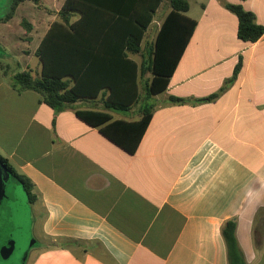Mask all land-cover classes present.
Wrapping results in <instances>:
<instances>
[{"label": "crops", "instance_id": "crops-1", "mask_svg": "<svg viewBox=\"0 0 264 264\" xmlns=\"http://www.w3.org/2000/svg\"><path fill=\"white\" fill-rule=\"evenodd\" d=\"M65 1L18 6L14 17L20 8L33 13L26 20L32 30L19 24L17 31L31 45L21 50L26 61L39 59L36 51ZM197 3L196 16L187 13L198 23L195 32L168 89L153 97L152 119L134 154L75 110L56 114L36 92H15L9 80L16 72L0 68V156L31 182L36 197L35 245L26 264H229L222 227L233 219L247 264H264V241L254 238L264 209V35L255 43L240 40L238 18L226 7L242 5L264 26V0ZM161 6L141 53L131 56L139 65L150 61L171 11L156 21ZM14 17L0 22V38ZM40 19L51 23L40 27ZM139 110L113 116L137 121Z\"/></svg>", "mask_w": 264, "mask_h": 264}, {"label": "trees", "instance_id": "trees-1", "mask_svg": "<svg viewBox=\"0 0 264 264\" xmlns=\"http://www.w3.org/2000/svg\"><path fill=\"white\" fill-rule=\"evenodd\" d=\"M26 1L45 8L42 0H12L9 12L1 21L14 17L18 6ZM164 0H66L55 21L44 36L36 56L42 69L16 72L10 86L17 93L36 92L56 114L68 109L88 125L98 128L111 142L129 154H134L152 119L154 105L149 101L164 93L170 84L181 57L197 27V21L187 15L188 0H169L170 13L165 18L152 50L150 61L139 65L131 56L141 53L145 33ZM239 22L238 38L255 43L264 35V26L256 23L255 15L242 5L228 4ZM78 17L76 20L74 18ZM30 32L32 26L22 21ZM4 74L10 66L0 63ZM237 66L234 80L240 70ZM150 74L151 79H147ZM103 95V96H102ZM102 96V109L78 108L83 101ZM217 95L199 102L213 101ZM170 102L185 100L171 97ZM140 106V119H115ZM13 179L22 184L29 203L36 200L31 182L19 175L0 156ZM260 222L254 232L257 245L264 241V209L258 211ZM237 220L222 227L229 264H247L236 238Z\"/></svg>", "mask_w": 264, "mask_h": 264}, {"label": "rangeland", "instance_id": "rangeland-1", "mask_svg": "<svg viewBox=\"0 0 264 264\" xmlns=\"http://www.w3.org/2000/svg\"><path fill=\"white\" fill-rule=\"evenodd\" d=\"M11 1L12 0H0V17H5L6 14L9 12ZM197 1L198 0H189L190 2L189 16L191 17H195L197 12L199 11V5ZM169 7H170L169 0H164L158 14L156 15V21H158L162 17V15L165 14L167 8ZM32 14L33 13L28 10L23 13L22 8H20L17 11L16 16L10 23L11 26L10 29L4 33L5 37L0 38V63L4 67L6 65H9L10 68L8 71L12 69L15 72H22L24 70H27L28 68L27 65L29 64L30 68H32L35 71V74L38 75L40 73L39 70L40 60L33 57L31 60L26 61V57L21 53V50H24V46H31V45H29V43L23 45V43L20 42L19 40L20 38L22 39L25 38L26 40L27 36L26 35L20 36V34H18L17 32L19 24L20 26H22L21 21L22 20L26 21L29 15ZM40 15H42L41 12ZM35 19L37 20V17H35L33 20ZM50 23L51 22L45 21V19L42 20L40 19V27L49 26ZM25 30L26 29L24 28V31ZM37 36L39 37V35L33 34V37H37ZM40 36H42V30H40ZM148 37L150 38V35ZM8 41L11 44H7ZM37 42L39 41L34 39L32 45H34V43ZM102 96H100L99 99L94 101H88V102L83 101L82 103H79V105H81L83 108L102 109ZM149 103L152 104L153 100L149 101ZM136 108L138 109L140 108V106L138 105L136 106ZM6 194L7 196L6 198H4L3 203L0 206V248L7 241L9 234L14 231L13 217H14V207L16 203L19 201L20 198H22L23 195L27 196L26 192L22 188V184L17 183L14 179L10 180Z\"/></svg>", "mask_w": 264, "mask_h": 264}, {"label": "water", "instance_id": "water-1", "mask_svg": "<svg viewBox=\"0 0 264 264\" xmlns=\"http://www.w3.org/2000/svg\"><path fill=\"white\" fill-rule=\"evenodd\" d=\"M12 174L0 159V206L6 198ZM23 188V187H22ZM14 231L0 248V264H26L29 253L35 245L32 236L31 209L28 197L23 195L14 207Z\"/></svg>", "mask_w": 264, "mask_h": 264}]
</instances>
